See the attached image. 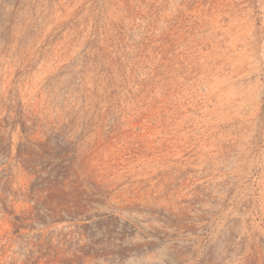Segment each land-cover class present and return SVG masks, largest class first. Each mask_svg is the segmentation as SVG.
Wrapping results in <instances>:
<instances>
[{"label":"rangeland","instance_id":"374dc122","mask_svg":"<svg viewBox=\"0 0 264 264\" xmlns=\"http://www.w3.org/2000/svg\"><path fill=\"white\" fill-rule=\"evenodd\" d=\"M0 264H264V0H0Z\"/></svg>","mask_w":264,"mask_h":264}]
</instances>
